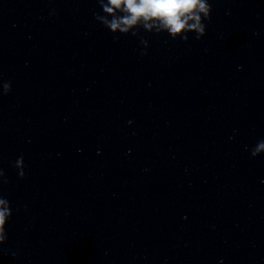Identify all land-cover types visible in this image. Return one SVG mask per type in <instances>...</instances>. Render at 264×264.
<instances>
[{
	"label": "clouds",
	"instance_id": "clouds-1",
	"mask_svg": "<svg viewBox=\"0 0 264 264\" xmlns=\"http://www.w3.org/2000/svg\"><path fill=\"white\" fill-rule=\"evenodd\" d=\"M97 3L102 14L94 13L95 19L113 34L139 36V29H143L148 33L166 32L173 40L179 37L184 42L189 40V33H195L197 40L206 35L204 21L211 19L212 12L209 0H97ZM140 43L144 49L140 54L146 56L148 41L140 37ZM11 90V82L0 81V96ZM261 153H264V139L251 149L252 157ZM14 167L23 179L26 171L22 155L16 159ZM5 183V173L0 169V185ZM11 216L9 200L0 195V246L8 240L6 225Z\"/></svg>",
	"mask_w": 264,
	"mask_h": 264
}]
</instances>
